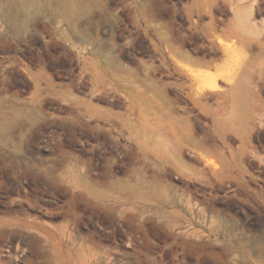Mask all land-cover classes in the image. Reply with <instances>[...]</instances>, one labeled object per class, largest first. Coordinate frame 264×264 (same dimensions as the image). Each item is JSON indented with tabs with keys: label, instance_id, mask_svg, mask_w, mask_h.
Here are the masks:
<instances>
[{
	"label": "rangeland",
	"instance_id": "374dc122",
	"mask_svg": "<svg viewBox=\"0 0 264 264\" xmlns=\"http://www.w3.org/2000/svg\"><path fill=\"white\" fill-rule=\"evenodd\" d=\"M0 264H264V0H0Z\"/></svg>",
	"mask_w": 264,
	"mask_h": 264
},
{
	"label": "bare ground",
	"instance_id": "6f19581e",
	"mask_svg": "<svg viewBox=\"0 0 264 264\" xmlns=\"http://www.w3.org/2000/svg\"><path fill=\"white\" fill-rule=\"evenodd\" d=\"M213 88L215 89L216 87L214 86Z\"/></svg>",
	"mask_w": 264,
	"mask_h": 264
}]
</instances>
